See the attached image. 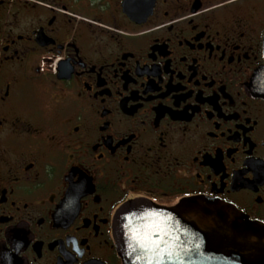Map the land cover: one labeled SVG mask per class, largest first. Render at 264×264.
<instances>
[{"label":"flooded vegetation","instance_id":"flooded-vegetation-1","mask_svg":"<svg viewBox=\"0 0 264 264\" xmlns=\"http://www.w3.org/2000/svg\"><path fill=\"white\" fill-rule=\"evenodd\" d=\"M260 68L264 0H0V264H122L127 203L264 225Z\"/></svg>","mask_w":264,"mask_h":264},{"label":"water","instance_id":"water-1","mask_svg":"<svg viewBox=\"0 0 264 264\" xmlns=\"http://www.w3.org/2000/svg\"><path fill=\"white\" fill-rule=\"evenodd\" d=\"M252 86L264 95V68ZM113 234L122 264H264V225L200 198L174 207L127 203Z\"/></svg>","mask_w":264,"mask_h":264}]
</instances>
